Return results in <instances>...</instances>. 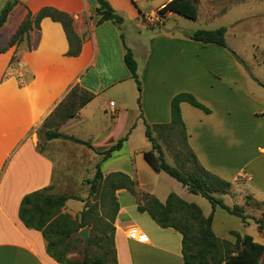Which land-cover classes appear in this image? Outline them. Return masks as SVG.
Masks as SVG:
<instances>
[{"label":"crops","instance_id":"0c3cea01","mask_svg":"<svg viewBox=\"0 0 264 264\" xmlns=\"http://www.w3.org/2000/svg\"><path fill=\"white\" fill-rule=\"evenodd\" d=\"M7 1L0 0V11ZM106 1L123 19L120 26L99 22L93 0H17L0 28H9L1 49L28 13L48 7L69 15L81 39L79 54L69 56L62 25L46 17L38 30L0 54V264H58L47 255L41 233L19 220L18 210L21 199L31 192L50 187L52 194H66L58 189L67 178L81 184L93 177L101 156L62 135L88 142L98 152L127 135L121 148L100 163L103 176L123 173L138 190L160 202L175 193L199 206L207 217L211 206L205 214L197 202L199 195L188 193L164 172H154L143 158L151 150L145 124H169L171 100L179 93L192 94L210 111L205 114L187 103L180 105L188 144L199 164L231 184V194L220 197L226 206H243L244 214L254 218L255 235L246 222L242 229L229 232L250 235L264 245V227L259 229L256 223L264 222V0H199L194 26L185 27L171 23L176 14L158 15L171 0ZM201 19L213 26H198ZM220 27L226 29V48L188 37L198 29ZM246 37L248 43L243 46ZM128 50L137 63L140 95L124 63ZM244 51H249L250 59L246 69L238 60ZM73 87L92 95L91 101L73 118L53 126L59 138L41 141L36 128ZM57 165L64 172L59 182L54 181ZM116 196L117 264H184L180 234L158 227L146 213L138 212L129 192L119 190ZM237 197L242 202L235 204ZM247 198L262 209L253 211L245 205ZM69 201L82 202L68 200L65 205L63 212L75 217L83 204L68 209ZM219 209L213 212L212 230L223 239L215 231ZM132 230L145 234L148 241L129 239ZM228 234L231 239L225 240L234 242Z\"/></svg>","mask_w":264,"mask_h":264},{"label":"trees","instance_id":"16d2710c","mask_svg":"<svg viewBox=\"0 0 264 264\" xmlns=\"http://www.w3.org/2000/svg\"><path fill=\"white\" fill-rule=\"evenodd\" d=\"M93 1L96 5L95 14L99 18V22L110 21L117 26L123 23V19L112 10L106 0ZM198 2L199 0H171L158 11V15L163 17L164 13L171 12L180 17L195 20L198 14ZM16 3L17 0H8L1 9L0 28L5 24L8 14ZM46 17L62 25L69 43L67 54L73 57L77 56L80 52L81 39L73 30L72 18L48 7L42 8L36 14L28 13L7 44L0 49V54L12 46L18 45L33 29L38 30L40 21ZM225 33V27L213 30L198 29L188 34V37L195 42L226 48ZM233 54L235 55V53ZM124 63L140 95L141 83L137 74V63L129 50L124 55ZM11 66H14L12 58L9 67ZM91 99L92 95L79 90L78 87H73L51 115L36 128L35 132L39 139L49 141L59 138L61 134L53 126L56 124L59 126L73 118ZM137 103H140V98L137 99ZM182 103L200 109L205 114L210 112L192 94L179 93L174 96L170 104L171 120L169 124L155 126L145 124V137L151 144V150L145 152L143 158L153 171L164 172L180 183L188 193L206 199L211 206L210 214L205 217L199 206L184 201L175 193H170L164 202H160L155 196L138 190L135 181L123 173L116 172L103 176L100 163L110 158L114 151L121 148L127 135L103 152L96 151L88 142L62 135L64 140L85 145L100 155L101 159L95 165L93 177L86 181L89 189L88 197L93 196L97 199L96 201H88L86 198L68 194H52L50 187L31 192L21 199L18 218L26 228L41 233L46 243V253L50 258L58 264H117L114 221L119 205L116 193L119 190H125L135 198L138 212L146 213L158 227L172 229L180 234L184 264H264V245L255 242L252 236L231 231L230 235L235 239L234 242H231L218 238L214 234L212 219L216 207L242 219L243 222L249 216L244 214L243 207L235 205L230 208L222 202L221 196L231 194V184L206 171L199 164L188 144L180 110ZM170 138H173V143L169 142ZM169 145H172L173 152L178 149L176 154L174 153V157L176 162L180 163V168L177 165L173 167L166 161L164 148ZM37 149L39 152L42 151L40 143ZM248 199L246 200L247 204ZM68 200H77L83 203V209L75 217L63 212ZM107 206L108 210H106ZM99 209L106 212L108 222L98 216ZM256 223L259 229L264 227L262 220H256ZM90 225H93V230L89 234L88 244L85 245L77 233ZM74 243L83 245L81 261H73L66 256ZM95 248H98L100 253L89 255L88 250Z\"/></svg>","mask_w":264,"mask_h":264},{"label":"rangeland","instance_id":"374dc122","mask_svg":"<svg viewBox=\"0 0 264 264\" xmlns=\"http://www.w3.org/2000/svg\"><path fill=\"white\" fill-rule=\"evenodd\" d=\"M233 8H235V7H233ZM162 18H164V17H162ZM173 21L174 22H171V23H177L178 25H181L182 27L194 26V24L196 22L195 20L186 19V18H183V17H180V16H173ZM211 24L213 26L212 22L211 23H205V21L202 20V19L197 22L198 26L199 25H201V26L205 25L207 27H212ZM9 25H10V23H9ZM8 29L9 28L6 27L5 29L0 31V45H1V43H5L4 37L7 34ZM247 40H248L247 37L242 40L243 46L247 45V43H248ZM248 54H249V51H244L243 55L239 59V62H240V64L242 65V67L244 69L248 68L247 62L250 63V59H248L249 58ZM11 68H12V66H11ZM144 135H145V133H144ZM170 139L171 140L169 142L173 143V141H174L173 138H170ZM42 140L43 139H41V141ZM159 141L162 143L161 140H159ZM164 150H165V157H166L167 163L169 165L173 166V167H175L177 165V167L180 168V163H177L176 160H175V157H174V153L176 154L178 149L173 152L172 145H169V146H165ZM128 162H129V160H128ZM62 173H64V172L60 171L59 170V165H57V169L55 171V177H54V181L55 182L56 181L59 182L60 176L62 175ZM69 173H70V171L65 172V174H67V176H70L71 173L70 174ZM88 175H89L88 177H91L92 176V172L91 171L88 172ZM171 180H172V182H174L176 185H178L180 187V185L177 183L176 180H174L173 178H171ZM66 182H67L66 184H61L62 186H60V188L58 189L59 193L65 192L66 194L71 195V196H76V197H79V198H86V200H88V201H96L97 200L93 196L88 197V190L89 189H88V185H87L86 181H83L81 184H77L75 179H71L69 177V178L66 179ZM228 200H232V198H228ZM197 202L200 203L201 207H203L205 214H208V210L210 209V205H209L208 201L200 196L197 199ZM234 202H235V204L241 203L242 202L241 197H237ZM82 204L79 203V202H76V201H69L67 206H68V209H71L72 208L71 206H76V208H81L80 206ZM245 205H246V200H245ZM248 205L251 206V209H253V211H256L257 209H262L261 206L257 205L254 202H251V201L248 202ZM239 207H243V206H239ZM106 210H108V206H107ZM219 212H220L219 214H221V216H217L216 219H215V231H216V233H217V235L219 237H224L223 239H229L230 240L231 237L228 234V233H230L229 229H233V230L242 229L243 228L242 224L245 223V222H246V224L248 223L250 225L249 232H251L252 235H255V232H253V228H255L254 227V221H253V218L251 216H249L243 222L242 219H240V218H238L236 216H231V215L227 214L226 212L222 211L221 209H219ZM98 216L101 217L103 219V221L108 222L107 214L102 209H99ZM86 228H88V239H89V234L93 230V225H90V226H88ZM227 228H228V230H227ZM223 230H224V232H223ZM254 230L256 231V229H254ZM79 232L77 233V235L80 237ZM84 244H85V242H84ZM87 244H88V242H87ZM87 244H85V245H87ZM82 250H83V245L82 244L74 243L73 246H71L69 248V251L67 252L66 256L69 259L73 260V261H81L82 258H83ZM98 253H100V250L98 248H95L94 250H88V254L89 255H96Z\"/></svg>","mask_w":264,"mask_h":264},{"label":"built area","instance_id":"2783aa9c","mask_svg":"<svg viewBox=\"0 0 264 264\" xmlns=\"http://www.w3.org/2000/svg\"><path fill=\"white\" fill-rule=\"evenodd\" d=\"M110 106H113V102H110ZM129 239L135 240L138 243H146L148 241V238L145 234L138 233L135 230L129 232Z\"/></svg>","mask_w":264,"mask_h":264},{"label":"water","instance_id":"95a60500","mask_svg":"<svg viewBox=\"0 0 264 264\" xmlns=\"http://www.w3.org/2000/svg\"><path fill=\"white\" fill-rule=\"evenodd\" d=\"M80 237L82 240L87 244L88 242V228H84L79 232Z\"/></svg>","mask_w":264,"mask_h":264}]
</instances>
